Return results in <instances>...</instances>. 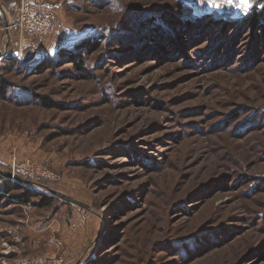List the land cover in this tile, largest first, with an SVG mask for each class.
Listing matches in <instances>:
<instances>
[{
    "label": "rangeland",
    "instance_id": "rangeland-1",
    "mask_svg": "<svg viewBox=\"0 0 264 264\" xmlns=\"http://www.w3.org/2000/svg\"><path fill=\"white\" fill-rule=\"evenodd\" d=\"M263 6L74 0L0 53V171L58 175L0 185V264H264Z\"/></svg>",
    "mask_w": 264,
    "mask_h": 264
},
{
    "label": "built area",
    "instance_id": "built-area-1",
    "mask_svg": "<svg viewBox=\"0 0 264 264\" xmlns=\"http://www.w3.org/2000/svg\"><path fill=\"white\" fill-rule=\"evenodd\" d=\"M6 15L4 26L5 37L11 40L14 34L26 37H42L57 30L54 11L50 6H45L43 0H13L3 7ZM11 179L17 180L18 176L30 180L53 182L58 175L38 165L30 159H12L9 165ZM63 259L57 257L17 258L13 264H62ZM6 264V263H3Z\"/></svg>",
    "mask_w": 264,
    "mask_h": 264
},
{
    "label": "trees",
    "instance_id": "trees-1",
    "mask_svg": "<svg viewBox=\"0 0 264 264\" xmlns=\"http://www.w3.org/2000/svg\"><path fill=\"white\" fill-rule=\"evenodd\" d=\"M217 20V21H216ZM213 19L212 21H209V25H214V22L215 23H219L222 21L225 23V27L227 28V20H221V19ZM264 20V6L259 9V8H256V10H254L253 13H250L248 14L246 17H244L242 19V21H245V23H247L249 26H256V24H258L260 21H263ZM86 40H82L81 42H79L77 44V46H80L79 48L80 49H85L88 45L90 46V43L89 41H86ZM92 45V44H91ZM71 52H74V51H71ZM16 55H13V54H7L6 56L3 57V59L7 62H12L13 60H16ZM52 63V62H51ZM26 65H32V63H28ZM30 67V66H29ZM7 172H1L0 171V185L5 188V185L10 183L11 180V177H9L8 175H6ZM28 178L26 179H23V180H20V179H17L16 182L17 184L19 185H22V187L24 188L25 192L23 193H20V194H15V198L19 201H22V202H28L30 201L35 195H38L40 196V198L42 199V203H40L39 205H51L52 203V197L54 196L53 193L51 191H40L38 189H35L34 187H32L29 183V180H27ZM10 189V188H9ZM33 192H36L33 193ZM4 198V197H3Z\"/></svg>",
    "mask_w": 264,
    "mask_h": 264
},
{
    "label": "crops",
    "instance_id": "crops-1",
    "mask_svg": "<svg viewBox=\"0 0 264 264\" xmlns=\"http://www.w3.org/2000/svg\"><path fill=\"white\" fill-rule=\"evenodd\" d=\"M11 1L13 0H0V53L1 54L2 52L5 53L6 49L9 48L8 49L9 51L10 50L13 51L11 53L6 52L7 54L17 55L18 54L17 47H19L21 50L23 49L24 39L26 38V36H20L19 34H14L10 41L5 37L4 26L6 24V15L3 7H5ZM72 1L74 0H43L45 6H50L53 9L55 18L58 21L59 25L64 24L62 20L65 19L64 11H66V3L68 4L72 3ZM13 46H15V49L13 48ZM7 54H5V56ZM51 188L52 187H50V189ZM40 191H46V190H40Z\"/></svg>",
    "mask_w": 264,
    "mask_h": 264
},
{
    "label": "snow or ice",
    "instance_id": "snow-or-ice-1",
    "mask_svg": "<svg viewBox=\"0 0 264 264\" xmlns=\"http://www.w3.org/2000/svg\"><path fill=\"white\" fill-rule=\"evenodd\" d=\"M201 3H207L208 7L215 10H221L227 7L241 9L244 6V9L247 10L252 6V0H200Z\"/></svg>",
    "mask_w": 264,
    "mask_h": 264
},
{
    "label": "water",
    "instance_id": "water-1",
    "mask_svg": "<svg viewBox=\"0 0 264 264\" xmlns=\"http://www.w3.org/2000/svg\"><path fill=\"white\" fill-rule=\"evenodd\" d=\"M6 175H8L9 177H12V174L10 172L6 173ZM17 179L23 180V178H21L20 176H18Z\"/></svg>",
    "mask_w": 264,
    "mask_h": 264
}]
</instances>
